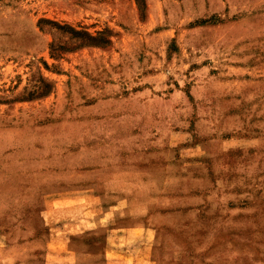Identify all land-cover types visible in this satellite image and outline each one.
<instances>
[{"label": "rangeland", "instance_id": "rangeland-1", "mask_svg": "<svg viewBox=\"0 0 264 264\" xmlns=\"http://www.w3.org/2000/svg\"><path fill=\"white\" fill-rule=\"evenodd\" d=\"M143 146L176 181H115ZM62 198H123L155 264H264V0H0V264L103 250L57 247Z\"/></svg>", "mask_w": 264, "mask_h": 264}, {"label": "crops", "instance_id": "crops-1", "mask_svg": "<svg viewBox=\"0 0 264 264\" xmlns=\"http://www.w3.org/2000/svg\"><path fill=\"white\" fill-rule=\"evenodd\" d=\"M145 104V103H144ZM143 104V106H144ZM138 132V131H137ZM140 130L139 137H154L152 132L142 135ZM176 152L174 147H151L141 148L138 152L142 155L143 161H129L127 158L126 167L121 166L124 172L132 171L130 175L122 176L112 172L115 181H124L122 178L135 179L136 181H176L177 169L174 164L177 157L171 160V152ZM136 155V154H135ZM147 155V159L145 158ZM137 156V155H136ZM189 163H201L200 157L189 159ZM122 164V163H121ZM125 164V163H123ZM169 167V169H167ZM167 169V170H166ZM123 171V170H122ZM134 175V176H132ZM98 195H89L84 201L95 200ZM66 198L57 201V206L63 207L57 209V213L62 218L61 224L57 228V247L67 245L72 242V237L82 238L85 234H96L97 228L104 227V247L101 252H94L89 249L77 250L58 249L56 256H52L46 264H155L153 259V250L158 246L157 235L159 230L154 225L135 224L126 226L125 224L112 225L119 219L128 217L130 212L122 205L123 198H117L110 201L106 208L96 211L91 207L75 206L67 207L69 202ZM94 201V202H95ZM81 208V209H80ZM54 213L55 209L51 208ZM94 232V233H92ZM62 235H59V234ZM97 238V237H95ZM85 242H89L88 240Z\"/></svg>", "mask_w": 264, "mask_h": 264}]
</instances>
